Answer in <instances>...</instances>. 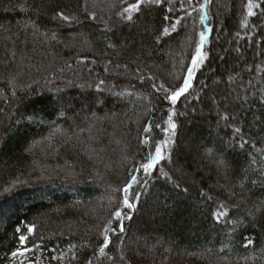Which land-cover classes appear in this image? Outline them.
I'll return each mask as SVG.
<instances>
[{
	"label": "trees",
	"instance_id": "trees-1",
	"mask_svg": "<svg viewBox=\"0 0 264 264\" xmlns=\"http://www.w3.org/2000/svg\"><path fill=\"white\" fill-rule=\"evenodd\" d=\"M246 2L192 0L185 15L181 0H163L142 5L127 21L117 15L127 6L121 0H0V264H12L20 234L29 235V247L39 245L32 260L40 251L42 264H162L166 244L192 256L184 263L179 254L169 264H264V214L257 212L254 223L248 214L264 202V187L251 183L264 171V2L244 27ZM61 11L77 19L65 22ZM177 18L182 26L161 37ZM200 31L208 34V59L173 105L165 89L184 75ZM108 66L117 75L106 73ZM72 78L81 86L63 84ZM50 79L58 87L39 93ZM231 92L234 99L226 97ZM145 94L148 104L135 99ZM13 108L14 119L5 121ZM85 115L96 119L85 122ZM169 115L174 135L165 132ZM89 122L99 127L88 129ZM236 127L242 131L234 137ZM241 138L248 141L243 148ZM163 141L170 161L158 169L171 179L159 170L135 173ZM133 174L141 183L129 195H141L128 210L122 189ZM220 203L229 215L217 222ZM118 208L132 218L123 234L109 233L101 255L104 228L117 227ZM237 217L239 226L232 223ZM157 237L163 244L152 254L145 243Z\"/></svg>",
	"mask_w": 264,
	"mask_h": 264
},
{
	"label": "snow or ice",
	"instance_id": "snow-or-ice-1",
	"mask_svg": "<svg viewBox=\"0 0 264 264\" xmlns=\"http://www.w3.org/2000/svg\"><path fill=\"white\" fill-rule=\"evenodd\" d=\"M122 3H126L127 6L124 7L120 12L117 13L121 17V19L127 20V21H132L133 20V14H137L141 12L142 5L144 4H149V5H161L163 3V0H135V2L132 3H127V0H121ZM169 4L172 3V0H167ZM262 2L264 0H247L245 7H246V12L247 15L242 21V26L246 27L247 26V17H252L256 15V12L254 9H259L262 6ZM206 3H212V0H206ZM185 4H187L188 7H192V0H181V10L185 11V15H189L187 12V9L185 8ZM173 9L169 8V12H172ZM193 11H197V9L193 8ZM198 11L201 13L200 19L204 20L205 17L207 16V12L205 10V3H201L199 6ZM61 20L71 23L77 18L74 16H70L65 14L64 12H58L56 14ZM92 19H95V14L92 13L90 14ZM165 20L170 21L171 17L170 16H165ZM183 18H177L174 23H170L168 27H164L161 32V37L163 36H170L173 32L177 31V26L181 25V21ZM210 32L211 30H207ZM239 35V33H237ZM199 39L195 44V50L194 54H191L189 59L190 63L186 64L184 66V75L181 77L177 78V83L168 88L165 89L166 91V98L171 102V104L175 105L177 101H179L182 97H185L186 94L190 92V90L193 87V81L196 78V74L198 71L202 68V66L205 64L206 60L208 59V55L204 51V45L208 41V34L206 31H200L199 34ZM233 79V77L229 76V80ZM103 83V81L101 82ZM153 87H156L153 85ZM161 88L164 86L161 85ZM261 103H264V100L261 101ZM225 121L229 120L228 115H224L222 117ZM166 124L168 125L167 129H165V132H168L171 130L172 134H175V129L177 125L173 122L172 116L169 115ZM144 131L147 133L150 131V127H146ZM241 128L236 127L233 130V136L235 137L236 135L241 133ZM142 143L145 145H148L150 143L149 138L145 137V139L142 140ZM169 141H163V142H157L154 145V152L148 153L147 159L139 164V166L134 169L135 173H138L140 175L150 177L152 173L156 170H159L160 174L168 179H171V177L168 176L167 172H164L162 168L158 169V165L160 164L161 161L169 160L170 161V155L166 156L165 155V148L167 147ZM248 141H245L241 138V142L239 144L240 148H243L245 144H247ZM255 147V145H253ZM254 162V161H253ZM218 165L227 167V162L225 160H221L217 162ZM141 183L139 180L138 176L136 174H133L129 177L128 183L123 187L122 192L124 193L123 196V207L128 209V210H134L136 208V202L139 201L140 199V193H133L131 196L129 195L130 190L133 188L134 185H137ZM145 184H147V181H144ZM251 183L253 185L259 184L260 186L264 187V171L261 172L259 180H252ZM179 187V185H176ZM243 187V184L241 185ZM184 191H187V189H184ZM203 196H206L207 199L211 200L212 197L207 196L206 193L201 192L200 193ZM232 207L239 208L238 204L232 205ZM259 212L261 214H264V202H261L259 205H254V209H249L248 214L252 217V220L250 223L255 222V216L256 213ZM229 215L228 211V206L225 205L224 203H220L216 209V211L213 213V216L217 222H220L224 218H226ZM113 216L117 222V227L116 228H109L105 227L104 228V233H103V241H102V246L99 248V252L101 255H105V249H107L111 243V237L109 233L111 232L113 235L117 234V229L120 234H123L125 232V225L124 221L125 220H130L132 217L130 215H125L123 213V209L118 208L114 213ZM111 223V221L109 222ZM232 223L236 226L241 225L243 222L237 217L235 220L232 221ZM35 230L34 225H29L27 226V232L29 234H33ZM17 233L21 232L20 228L16 229ZM18 239V248L16 251L12 252L13 257L17 256H23L27 253H30L34 247L38 248V244H34L32 247H29V244L31 243L29 235H24L20 234L17 237ZM251 243V240H249V244ZM89 264L91 262L89 261Z\"/></svg>",
	"mask_w": 264,
	"mask_h": 264
},
{
	"label": "rangeland",
	"instance_id": "rangeland-1",
	"mask_svg": "<svg viewBox=\"0 0 264 264\" xmlns=\"http://www.w3.org/2000/svg\"><path fill=\"white\" fill-rule=\"evenodd\" d=\"M97 4V3H96ZM97 6V5H96ZM30 62H25V64L23 65L24 67H29V64ZM111 72H116V75H117V69L116 68H113V67H107V70H106V73H111ZM115 74V73H114ZM130 74H128L127 76H129ZM138 75V74H137ZM126 76V77H127ZM139 76H141V75H139ZM124 77V76H123ZM132 80H133V78H132V76H129ZM140 79H141V81H140ZM138 80V79H137ZM57 79H50L49 81H47V82H41V84H39L38 86V92L39 93H47V94H49L50 92H51V90H53V89H55V88H57L58 86V84H57ZM144 81H146V75H145V77L144 78H140L139 77V83H142V82H144ZM63 83V82H62ZM63 84H67V85H77L78 87H80L81 85V81H77L76 80V78H72V79H67L66 81H64V83ZM154 89V88H153ZM29 92L30 91H32L31 90V88H28L27 89ZM34 91V90H33ZM32 91V92H33ZM147 95L145 94V97H140V96H138L137 98L135 97V99L136 100H140V101H143L144 102V105L145 104H148L149 103V99H148V97H146ZM235 96V94L234 93H229V94H226V97H228V98H233ZM2 98V97H1ZM143 98V99H142ZM234 99V98H233ZM81 104L83 105V107H86L87 105H86V103L85 102H81ZM17 108V107H16ZM16 108H13V109H10V113H8V115L6 116V119H5V121H11L12 119H14V116H12L11 114H13V112L16 110ZM10 115H11V118H10ZM94 115H85V118H83L84 119V121L86 122V120H88V119H92L93 120V117ZM108 116H109V114L108 113H106L103 117L104 118H108ZM94 119H96V118H94ZM102 119V118H101ZM85 122H84V124H85ZM6 125H8V124H6ZM93 126V128L94 129H96V128H98L99 126H98V124H94V125H92ZM92 126H91V123L89 122V127H88V129H92ZM6 129H7V127H6ZM189 136V135H188ZM117 137H119V134L117 135ZM191 137V136H190ZM188 140H189V138H188ZM187 140H184V144L185 145H187ZM186 147V146H185ZM194 151H196V149H193ZM128 158H129V156H128ZM127 158V159H128ZM193 184H194V182H193ZM102 185V189H105L106 191H109V192H114L113 191V189L111 188V187H109V186H104L103 184H101ZM140 215H138V217H139ZM160 240H162V239H160V238H155L153 241V243L151 244V243H149V242H146L145 243V246H149L151 249H153V253L152 254H155L156 252H157V248H159V247H161V244H163V242H161ZM137 241H139V240H137ZM141 241V240H140ZM163 241V240H162ZM166 246H167V249L165 250V258L161 261V263L162 264H169V262L170 261H172L177 255H179L180 254V251L178 252V254H177V252L174 254V249H172L173 248V246H171V245H169V244H166ZM172 247V248H171ZM135 252L136 253V251L135 250H130V249H127V251H126V253L127 252ZM32 251L30 252V253H27V254H25V255H23V256H17V257H14V259H13V263L12 264H41V261L40 260H38L36 263H34L33 262V260H32ZM39 254H40V252H39ZM182 257H180L181 258V260L180 261H183L184 263H186V262H188V261H186V260H192V256H190V255H186V254H180ZM177 258V257H176ZM144 263H146V260L144 261ZM143 263V264H144Z\"/></svg>",
	"mask_w": 264,
	"mask_h": 264
}]
</instances>
